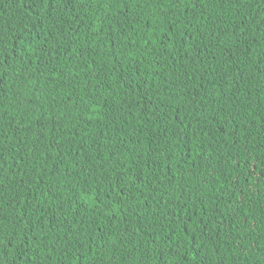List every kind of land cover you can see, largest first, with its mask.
Wrapping results in <instances>:
<instances>
[{
  "label": "trees",
  "instance_id": "obj_1",
  "mask_svg": "<svg viewBox=\"0 0 264 264\" xmlns=\"http://www.w3.org/2000/svg\"><path fill=\"white\" fill-rule=\"evenodd\" d=\"M0 264H264V0H0Z\"/></svg>",
  "mask_w": 264,
  "mask_h": 264
}]
</instances>
